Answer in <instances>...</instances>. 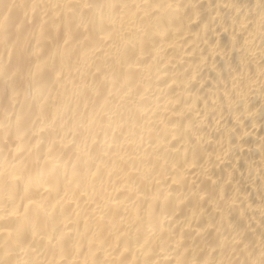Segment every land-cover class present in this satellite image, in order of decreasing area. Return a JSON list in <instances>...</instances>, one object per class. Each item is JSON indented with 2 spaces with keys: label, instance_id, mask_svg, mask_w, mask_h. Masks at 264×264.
Here are the masks:
<instances>
[{
  "label": "bare ground",
  "instance_id": "bare-ground-1",
  "mask_svg": "<svg viewBox=\"0 0 264 264\" xmlns=\"http://www.w3.org/2000/svg\"><path fill=\"white\" fill-rule=\"evenodd\" d=\"M0 264H264V0H0Z\"/></svg>",
  "mask_w": 264,
  "mask_h": 264
}]
</instances>
